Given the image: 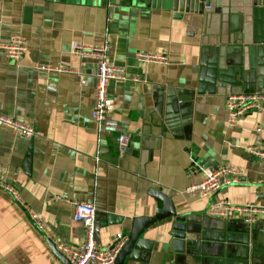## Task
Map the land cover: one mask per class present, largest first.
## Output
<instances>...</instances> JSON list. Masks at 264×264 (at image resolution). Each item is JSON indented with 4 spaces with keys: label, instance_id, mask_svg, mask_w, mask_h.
I'll list each match as a JSON object with an SVG mask.
<instances>
[{
    "label": "crops",
    "instance_id": "obj_1",
    "mask_svg": "<svg viewBox=\"0 0 264 264\" xmlns=\"http://www.w3.org/2000/svg\"><path fill=\"white\" fill-rule=\"evenodd\" d=\"M121 1L0 0V45L27 42L16 60L0 48V113L35 130L27 138L0 126V264H63L49 242L84 238L72 200L94 204L99 245L127 237L132 218L160 211L156 190L187 217L185 229L175 231L171 216L157 221L123 264H264V215L248 226L207 213L214 199L264 206V162L246 150L264 142V112L229 127L225 110L230 94L264 96V1L210 0L202 12ZM75 41H108L107 61L124 68L125 80L108 83L115 104L100 130L90 114L97 59L73 55ZM161 50L165 64L136 59ZM38 64L79 67L86 83ZM221 164L242 170L236 182L205 198L184 193Z\"/></svg>",
    "mask_w": 264,
    "mask_h": 264
},
{
    "label": "built area",
    "instance_id": "obj_2",
    "mask_svg": "<svg viewBox=\"0 0 264 264\" xmlns=\"http://www.w3.org/2000/svg\"><path fill=\"white\" fill-rule=\"evenodd\" d=\"M108 41L103 42L101 46H89L80 42H73L71 52L73 55L82 58L84 56L94 57L97 59L96 68L92 73L95 79L94 83V100L91 109V118L95 123L96 129L100 130L102 122L108 112L115 104L114 99L108 93V83L110 80H125L123 67L111 64L106 59L108 50ZM8 59H18L27 49V42L22 38H12L8 42L0 45ZM136 59L139 62L161 63L167 62V51L161 50L156 53L137 52ZM37 70L74 73L79 76L81 85L86 83L87 75L78 67L76 69L62 66L36 65ZM137 80V78H133ZM225 110L227 112V125L234 127L239 118L246 112L254 110L264 112V96L259 93L248 94H230L225 99ZM0 126L8 127L11 132L31 138L35 135L32 124L21 119L7 116L0 113ZM259 131H264V127H257ZM117 145L120 151H123L128 143L126 134L120 133L116 137ZM248 154L264 162V142L262 144H250L246 147ZM242 170L229 164H221L214 169L205 170L204 176L197 181L188 183L184 188L187 196L205 198L211 193L219 191L226 185L236 182ZM4 189L19 202L23 203L16 191L8 185H3ZM73 206V220L80 222L84 228V238L78 245H65L54 241L58 249L68 259L70 264H113L117 253L126 241L127 237L122 233L113 235L104 245H99L94 238V218L95 206L92 202L70 201ZM25 208V204L23 205ZM207 213L210 216L229 219L237 218L248 226L255 224L258 218L264 215V206L246 202L244 204H233L225 199H214ZM29 215L36 222L38 228L46 232L43 225L36 219L33 213Z\"/></svg>",
    "mask_w": 264,
    "mask_h": 264
},
{
    "label": "water",
    "instance_id": "obj_3",
    "mask_svg": "<svg viewBox=\"0 0 264 264\" xmlns=\"http://www.w3.org/2000/svg\"><path fill=\"white\" fill-rule=\"evenodd\" d=\"M264 1V0H262ZM131 2H147V3H155L156 5H160L162 7H173L174 10L179 11H189L195 10L198 12H202L203 8L206 7L210 0H123L121 3L129 4ZM154 196L157 197L159 200L162 201V207L159 212H157L154 216H137L132 218L130 231L127 236L126 241L120 248L119 252L117 253L114 263L113 264H123L126 257L129 259H134V254L137 249V244L140 240L141 235L143 234L144 230L149 226L153 225L157 221L164 219L166 217H173L174 224L173 229L175 231H184L185 229V221L186 216L184 215H177L174 204L171 198L161 192L160 190H156ZM49 246L54 253V255L61 260L63 264H70L68 259L62 254L53 243L50 241Z\"/></svg>",
    "mask_w": 264,
    "mask_h": 264
}]
</instances>
